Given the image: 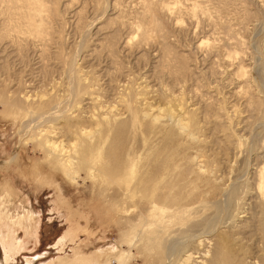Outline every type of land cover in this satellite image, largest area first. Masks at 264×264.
Segmentation results:
<instances>
[{
  "label": "rangeland",
  "instance_id": "rangeland-1",
  "mask_svg": "<svg viewBox=\"0 0 264 264\" xmlns=\"http://www.w3.org/2000/svg\"><path fill=\"white\" fill-rule=\"evenodd\" d=\"M76 63L104 100L148 87L174 107L195 110L189 117L200 138L180 146L179 164L182 171L187 158L199 156L211 176L179 178L188 208L170 237L179 252L191 251L188 239L215 230L226 264H264V194L257 188L264 168V0H0V90L31 81L41 90ZM10 116L0 113V161L17 146L20 152L0 165V206L6 197L12 207L26 198L38 222L34 234L16 226L22 250L8 264H164L160 245L152 248L142 236L138 245L128 243V232L152 212L145 196L113 200L111 184L104 188L102 177L82 173L60 191ZM139 135L130 133L128 145L136 147Z\"/></svg>",
  "mask_w": 264,
  "mask_h": 264
},
{
  "label": "bare ground",
  "instance_id": "bare-ground-1",
  "mask_svg": "<svg viewBox=\"0 0 264 264\" xmlns=\"http://www.w3.org/2000/svg\"><path fill=\"white\" fill-rule=\"evenodd\" d=\"M82 72L76 63L63 73L59 83L52 81L39 92L31 84L33 81L21 90L18 86L2 89L0 113L11 114L9 120L21 126L19 135L30 137L27 142H34V150L48 163L50 179L60 191L68 182L76 185L82 173L91 179L102 177L104 188L111 184L113 200L120 195L131 201L137 194L145 196L152 212L147 221L134 225L128 232L131 246L138 245L134 242L139 236L152 248L160 245L164 264L229 263L215 230L195 238L191 236L188 242L195 247L191 251L182 248L188 250L184 253L179 252L177 239L170 237L174 229L171 225H176L174 222L187 207L176 189L180 186L179 178L195 175L209 180L206 177L211 176L199 156L187 158L182 171L179 164L180 146L200 138L196 136L198 126L189 117L195 110L187 112L182 107H174L161 96V90L155 94L148 87H141L135 95L122 94L117 102L104 100L96 95L94 85ZM150 94L152 99L148 97ZM184 113L190 120L184 118ZM130 133H140L136 147L128 145ZM19 142L22 143L21 139ZM19 152L20 146H17L13 157L0 161V165L15 161ZM257 173V188L264 194V168ZM226 190H222L223 197ZM6 198L0 206V220L5 223L4 253L8 264L22 250L16 226L25 234H34L38 216L26 198L13 207L8 205L12 197ZM140 229L142 233L138 234ZM59 244L63 246V241Z\"/></svg>",
  "mask_w": 264,
  "mask_h": 264
}]
</instances>
